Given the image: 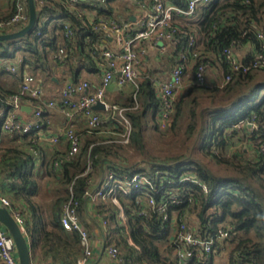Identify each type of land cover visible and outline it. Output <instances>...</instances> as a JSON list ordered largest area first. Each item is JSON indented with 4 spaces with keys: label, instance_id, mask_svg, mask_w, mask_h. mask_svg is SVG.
Returning a JSON list of instances; mask_svg holds the SVG:
<instances>
[{
    "label": "trees",
    "instance_id": "16d2710c",
    "mask_svg": "<svg viewBox=\"0 0 264 264\" xmlns=\"http://www.w3.org/2000/svg\"><path fill=\"white\" fill-rule=\"evenodd\" d=\"M16 1L12 0L11 12L6 16H0V19L9 18L13 14ZM42 1L41 5H36L37 21L32 31L18 39L0 40V59L12 60L15 59L17 52H21L22 68L32 65L43 66L57 45L63 44L66 47L68 67L74 74L77 73V69L75 70L71 64L72 59H79L84 67L98 71L99 68L95 64L98 59L94 58L102 31L95 30L94 25L102 18L128 21L127 16L120 18L117 15L121 10L116 3L118 0H76L72 4L70 0ZM132 1L135 7L136 1L152 0ZM175 3L182 4L183 1L176 0ZM25 5L27 9V0ZM196 14L199 19L197 22L174 16L179 33L173 40L177 43L172 55L173 65L178 63L180 53L193 32L196 43L188 53L187 59L188 64L192 55L190 84L184 92L176 96L172 121L168 128L162 130L156 123L161 106L159 88L146 78L139 80L136 91L130 88L128 102L119 105L126 108L125 115L131 124L128 142L121 143L111 137L91 134L84 138L75 155L67 157L66 151L55 152L45 162V173L55 183L47 207L51 213L49 223L52 227L43 232L46 241L53 240L57 244L78 248L80 256L78 233L63 229L60 223L61 206L72 196L79 219L89 233L91 234V229L96 224L104 233L111 231V237L122 247L124 257L132 264H171L172 258L163 257L161 254L164 247L171 250V246L167 245V239L172 231L170 223L162 221L156 208L146 206L144 214H137L139 203H144L147 198L145 194L136 192L131 197L125 195L119 197V202L125 210L127 228L122 226L115 204L110 201H98L93 204L86 194L89 188H96L101 178L109 172L124 177L136 171H143L150 178V184L159 187L161 180L154 177V172L163 170L174 179L185 173L191 175L189 180L173 185L179 188L176 190L177 193L185 195L183 202L170 204L168 207L169 215L174 217L175 222L185 220L196 228L202 238L214 234L219 224L229 225L227 264H264V156L258 152V143L255 144L258 156L250 160L245 158L240 150L234 148L232 142L233 137L239 136V131L245 130L248 122L255 124L251 130V139L264 141V68L250 70L245 74L241 72L233 74L223 85L217 82L208 84L193 82L197 64L209 61L208 59L211 60L212 66L216 65L214 62L218 63L223 74L229 72L230 68L222 54L224 48L232 47L234 51L235 46L250 42L255 46L253 53L257 50L264 52V38L256 35L260 30L264 36V0H215L210 6L198 7ZM57 19L61 23L47 24ZM42 23L44 27L40 29L39 25ZM66 26L71 34H67ZM214 57L216 60L212 62ZM10 93L13 92L0 89V94ZM219 93L224 96L230 95L233 99L231 102L216 104L215 98ZM203 94L210 98L211 105L202 107L199 117V134L203 138L202 151L217 162H221L222 157H229L226 162L233 167V173L217 174L206 163L189 155L172 156L160 162L154 158L131 164L126 161L123 156L124 150L132 147L141 151L145 147L144 128L147 123L146 115L150 110L157 131L164 134L176 129L185 109H188L190 123L187 128L190 130L194 123V106L199 103V98ZM2 106L0 103V107ZM203 111H206V119ZM44 115L46 116L45 111ZM30 147L35 153L38 152L35 144H30ZM3 151L7 168L12 170L17 178L13 184L15 198L23 199L27 203L30 216L34 218L38 208L33 203L32 196L36 192L37 183L32 169L38 158L34 152L32 154L26 150L10 148ZM55 160L60 161L57 167L54 166ZM88 166L90 169L84 174ZM191 179L204 183L207 190L204 191ZM168 186L171 187L165 185ZM165 191L163 189L160 193L153 192L157 203ZM103 220L106 221L105 226L102 224ZM24 230L25 235L31 233L25 216ZM126 238H130L138 249L127 244ZM202 264H213V256Z\"/></svg>",
    "mask_w": 264,
    "mask_h": 264
},
{
    "label": "built area",
    "instance_id": "2783aa9c",
    "mask_svg": "<svg viewBox=\"0 0 264 264\" xmlns=\"http://www.w3.org/2000/svg\"><path fill=\"white\" fill-rule=\"evenodd\" d=\"M75 1L70 0V4ZM175 1H136L135 8L138 12L134 21L99 19L97 24L94 25V29L114 36L119 48L103 52L107 59L106 67L103 70L100 82L96 86H91L86 80H69L61 87L57 97L46 101L41 100L42 85L38 83L34 75L25 72L21 60L12 63L9 60L0 59V72L10 75L19 74L20 79L17 91L9 95L0 94V103L3 105L0 107L1 131L7 134L8 137H17L21 145L37 144L48 133L46 126L48 119L45 115L43 116L44 111L58 106L65 117V122L60 129V134H50L48 140L51 144H57L60 136H63L67 144L64 150L67 157L75 155L79 151L85 137L91 134L102 137L98 134L100 131L106 132L103 137H111L114 141L121 143L128 142L131 124L125 115L126 108L119 106V104H108L105 100L107 89L113 83H116L120 86L128 85L129 88L136 91L139 76L135 70V65L141 62L142 56L146 53L147 45H155L161 41L173 42L177 33H179L174 16L178 15L184 20L197 22L199 20L196 14L197 8L210 6L215 0H182V4H176ZM42 3V0H35L36 5ZM27 22L28 10L26 9L25 0H17L13 14L9 18L0 19V33L20 30ZM71 33L67 27V34ZM194 34L193 32L192 35H189L188 41L180 53L178 63L173 65L168 76L159 84L158 95L161 106L156 116V123L162 130L168 128L172 121L176 94L186 75L188 53L196 43ZM256 35L259 38H264L260 30L256 32ZM164 48L165 46L162 45L161 49ZM222 54L230 68L228 73L223 74L219 64L214 62L216 57L212 60L216 64L215 66L220 68L219 74L213 82L220 85L229 81L233 74L239 72L245 74L250 70L264 68L263 51L257 50L249 60L247 58L240 60L232 47L224 48ZM66 56V47L63 44H58L56 49L51 52L50 59L61 64L66 61ZM208 60L197 64L193 76L194 83L208 84L210 82L207 70L213 66L211 60ZM98 102L103 104L104 110L108 114L106 122L95 110L94 106ZM23 104L30 105L32 108V116L26 120L20 118ZM79 118L84 121L83 129H78L76 126V120ZM247 124L250 127H255L253 122ZM257 148L258 152L264 156V141H259ZM29 149L34 152L32 147H29ZM59 164V160L54 161L55 167ZM89 169V166L86 167L84 174ZM170 175L166 171L156 170L154 177L161 180V186L158 187L156 184L155 186L150 184V178L143 171H136L124 177H118L109 172L101 178L96 188H89L86 194L93 204L98 201H110L115 204L117 206V216L124 228H127V221L119 197L121 195L131 197L136 192L145 194L147 198L144 203H139L140 207L137 214H144L146 206L152 209L156 208L162 221L170 223L172 231L167 239V245L171 246L173 253L171 264H202L206 263L211 255L226 254L220 248L225 247L227 240L230 238L229 225L219 224L214 234L202 238L194 226L189 225L185 220L177 223L174 217L169 215L168 207L170 204H179L185 200V195L177 193L176 190L179 188H175L173 185L191 178V175L187 173L175 179L171 178ZM191 180L204 191L207 190L204 183L196 179ZM165 185H171V187H165ZM163 189L166 190L165 194L160 196V202L157 203L153 192L160 193ZM0 206L10 211L25 234L22 208L17 204H13L12 200L2 192H0ZM134 210L136 211V209ZM92 212L94 213L95 210H92ZM60 223L63 229L76 231L79 236L81 254L71 264H91L94 258H98L101 253L107 254L112 264H132L129 259L124 257L122 247L111 237V231L104 233L105 242L98 251H95L92 236L79 219L72 196L61 206ZM102 224L105 226L106 221L103 220ZM126 242L131 246H135L130 238H126ZM135 247L138 249L137 246ZM0 260L4 264H20L14 240L1 222Z\"/></svg>",
    "mask_w": 264,
    "mask_h": 264
},
{
    "label": "crops",
    "instance_id": "0c3cea01",
    "mask_svg": "<svg viewBox=\"0 0 264 264\" xmlns=\"http://www.w3.org/2000/svg\"><path fill=\"white\" fill-rule=\"evenodd\" d=\"M12 0H0V16L8 15L12 10ZM137 10L134 7V3H131L129 6H124L121 10L117 12L118 17L123 18L124 16L128 17V21H134L137 16ZM90 20V19H89ZM123 20V19H121ZM164 45L165 48L161 49V46ZM176 42H159L155 45H147L146 53L142 56V60L140 63L135 65V70L139 76V80L142 81L146 78L151 80L152 84H157L159 88V84L162 80H164L172 66L173 59L172 55L174 53ZM254 45L250 42H246L243 44H239L234 47V52L236 56L240 59H246L254 52ZM119 48L118 42L114 36L107 34L102 31L98 40V45L95 49L96 57L94 58L95 64L99 68L98 71H92L88 68L84 67L81 60L72 59L71 64H73L74 69H77V73L74 74L68 67V60L59 64L50 61L46 62L45 65H32L26 66L25 72L31 73L35 76L38 83L42 85V94L41 100H47L50 98H54L58 96L59 90L61 87L69 80H86L90 83L91 86H96L102 77V73L104 68L106 67L107 59L103 55L105 50H117ZM23 55V54H22ZM22 56L20 55L18 58L9 60L10 62L21 60ZM6 60V59H5ZM189 63L186 67V75L184 76L183 83L179 88L176 96L184 92L185 89L190 84V77L192 72V62L193 57L190 56ZM15 63V62H13ZM78 67H80L78 69ZM219 67L213 66L207 70V75L209 77L210 82H213L215 78L219 74ZM20 83V79L18 75H10V74H1L0 73V89L7 92H14L18 90ZM129 86H120L116 83H113L105 93V100L108 104H126L128 102L129 97ZM24 108H22V112L20 114V118L22 120H26L32 116V111L28 108H31L30 105L23 104ZM22 106V107H23ZM32 109V108H31ZM96 111L99 112V115L103 118L104 122H106V117L108 116L107 112L103 108H95ZM46 119H48V123L46 124L48 133L45 138L41 139L35 147L38 152H34L36 157L38 158L34 168L32 169L33 177L37 183V189L35 194L32 196L33 203L37 206L38 212L37 215L32 218L30 216V211L28 209L27 203L23 199L16 200L15 198V190L13 189V184L16 182L17 178L13 175V171L7 168V160L4 159L3 150L16 148L21 150H26L33 154L32 149H29L30 145L24 144L21 145L19 139L17 137H8L0 129V192L6 195L13 202L17 203L21 208L23 215L25 216L28 226L30 229V234L25 235L28 245L30 247V256H31V264L41 263V264H67L74 263L79 256L78 248L67 247L63 244H57L51 241H46L43 237V232L45 230H49L52 225H50L49 220L51 219L50 210L48 211L47 207L52 198V190L55 186V183L51 181L48 175L45 173L44 164L47 162L55 152L64 151L66 148V140L63 136H60V140L57 144H51L48 140V136L50 134H60V129L65 122V117L58 106L54 108L46 109ZM146 121L153 122V113L150 110L146 115ZM154 123V122H153ZM76 126L78 129L84 128V121L82 118L76 120ZM251 128L250 125H246L244 131H239L238 135L235 136L240 140L239 146H234V148L240 150V153L250 160L256 159L258 154L256 151V147L251 139ZM106 132L100 131L98 134L103 136ZM233 137L232 142L236 144V141ZM242 145V146H241ZM233 148V147H231ZM243 148V149H241ZM4 157V158H3ZM172 230V228H171ZM91 236L93 241V247L95 251H98L99 248L105 242L104 231L102 228L99 229V226L93 225L91 229ZM161 254L163 257L172 258L173 253L168 248L165 247L162 249ZM215 258H222L224 255H215ZM215 258H213V263ZM224 259V258H222ZM0 264H4L3 261L0 260ZM91 264H112L111 259L105 253H101L98 258H94Z\"/></svg>",
    "mask_w": 264,
    "mask_h": 264
},
{
    "label": "rangeland",
    "instance_id": "374dc122",
    "mask_svg": "<svg viewBox=\"0 0 264 264\" xmlns=\"http://www.w3.org/2000/svg\"><path fill=\"white\" fill-rule=\"evenodd\" d=\"M133 1L132 0H118L116 1L119 8H123L124 6H129ZM115 4V3H113ZM54 22H60L59 19L57 20H51L48 22V25H52ZM61 23V22H60ZM44 27L43 23L39 25V28L42 29ZM23 53L17 52L15 54V58H18L20 55L22 56ZM50 61V55L47 62ZM15 62V61H13ZM263 91L261 90L260 94H262ZM207 94V93H205ZM205 94L201 95L199 98V103L194 106L195 110V117L193 120V127L192 129H188V125L190 123L189 119V111L188 109H185L184 115L182 119L177 123L176 129H171L168 132L164 134H160L159 131H157L154 123L147 122L146 126L144 128V145L145 147L141 151H137L133 149L132 147H129L128 149L123 151V156L126 159L128 163H134V162H140V161H148L151 158H154L157 161L166 160V158L172 157V156H179V155H189L193 159L201 160L202 162L206 163L215 173L217 174H223V173H233V167L228 164L226 161L227 159H230L229 157H222L221 162H217L212 157L207 156L201 148V142H202V136L199 134V117L201 116V109L202 107L208 106L211 101L210 98H208ZM232 97V96H231ZM233 98H230V95H222V93H219L215 98V103L219 104L220 102H231ZM211 105V104H210ZM206 111H203L202 114H205ZM204 119H206V114L204 116ZM252 130V128H251ZM236 141L235 146H239L240 139H237L235 137L234 139ZM255 144L258 143V141H253ZM234 143V142H233ZM242 146V145H241ZM237 148V147H236ZM243 149V148H241ZM229 154V153H226ZM229 244H226L225 253H223L224 257L222 258H215L216 254L213 255V258H215L213 264H227V251H228ZM232 246V245H231ZM230 246V247H231Z\"/></svg>",
    "mask_w": 264,
    "mask_h": 264
},
{
    "label": "water",
    "instance_id": "95a60500",
    "mask_svg": "<svg viewBox=\"0 0 264 264\" xmlns=\"http://www.w3.org/2000/svg\"><path fill=\"white\" fill-rule=\"evenodd\" d=\"M27 10V24L20 30L9 33H0V40L18 39L33 30L37 21L35 0H27ZM94 107L103 108V104L98 102ZM22 108H24V106ZM28 109L31 110V108ZM0 222L9 231L14 240L20 264H31L30 247L28 245L26 236L19 224L14 220L10 211L3 206H0Z\"/></svg>",
    "mask_w": 264,
    "mask_h": 264
}]
</instances>
